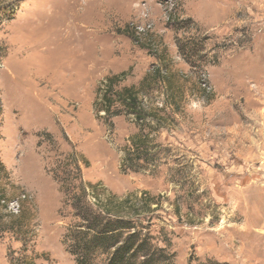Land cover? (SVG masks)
Listing matches in <instances>:
<instances>
[{
    "label": "rangeland",
    "instance_id": "obj_1",
    "mask_svg": "<svg viewBox=\"0 0 264 264\" xmlns=\"http://www.w3.org/2000/svg\"><path fill=\"white\" fill-rule=\"evenodd\" d=\"M123 72L143 120L94 107ZM89 212L264 264V0H0V264H107Z\"/></svg>",
    "mask_w": 264,
    "mask_h": 264
},
{
    "label": "trees",
    "instance_id": "obj_2",
    "mask_svg": "<svg viewBox=\"0 0 264 264\" xmlns=\"http://www.w3.org/2000/svg\"><path fill=\"white\" fill-rule=\"evenodd\" d=\"M126 76L127 73L123 72L107 77L96 93L94 107L99 106L98 113H103L107 119L116 117L123 111L137 120H143L137 89L133 86L118 87ZM85 220L88 223L85 225L86 233H80L85 239L83 241L82 238V244L80 241L77 243L81 251L89 252L92 248L109 250L111 253L107 264H172L171 255L163 250L158 257L155 256L157 252L148 242L149 239L135 229L132 220L117 216L106 219L90 212L86 214ZM87 233L93 235L87 237Z\"/></svg>",
    "mask_w": 264,
    "mask_h": 264
}]
</instances>
